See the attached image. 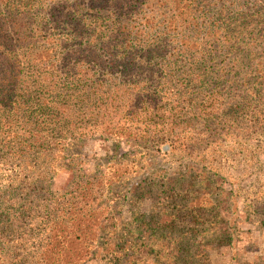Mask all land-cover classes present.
Segmentation results:
<instances>
[{
  "label": "trees",
  "instance_id": "obj_1",
  "mask_svg": "<svg viewBox=\"0 0 264 264\" xmlns=\"http://www.w3.org/2000/svg\"><path fill=\"white\" fill-rule=\"evenodd\" d=\"M178 4L0 0V122L26 127L0 133V162L72 176L60 191L50 178L39 187L0 179V264H186L192 256L245 264L233 257L239 204L264 229V0L203 1L200 17L190 15L193 0ZM248 70L259 78L251 86ZM243 132L258 135L240 163L258 186L248 203L212 167L204 191L182 170L167 186L161 171L162 190L140 181L116 194L112 178L86 168L80 151L98 137L114 151L144 152L145 161L170 160L192 157L199 145L200 163L212 164L221 137ZM100 160L112 165L109 154ZM154 188L160 201L177 195L187 203L177 216L167 203L158 215L143 212Z\"/></svg>",
  "mask_w": 264,
  "mask_h": 264
},
{
  "label": "rangeland",
  "instance_id": "obj_2",
  "mask_svg": "<svg viewBox=\"0 0 264 264\" xmlns=\"http://www.w3.org/2000/svg\"><path fill=\"white\" fill-rule=\"evenodd\" d=\"M173 1H176V4L179 2L181 6L186 5L189 0H168L169 3ZM203 1L207 0H193L194 7H192L193 13L190 14L191 16L200 17V9L203 7ZM249 12L252 13V11ZM248 73H250V75L245 81H247L248 86H251L259 78L256 77L257 74L252 70L251 72L248 70ZM262 76L264 77V75ZM0 124V133H5L6 135H10V137L14 135L16 129H18V131L21 133L22 131L20 130L26 128L21 123L18 125L9 123L11 125H7L3 124V122H0ZM191 127L193 128L194 135L198 137L200 125L195 123ZM188 128L189 127H186V129ZM257 136V134H253L249 138L246 132L239 134L235 133L231 137L222 136L219 153L215 156V158L210 160L212 164L200 163L201 147H199V145L195 147L196 152L194 154H190L192 157L188 156L180 159V157H177L176 155L170 160H161V158H155L151 155L149 159H146L148 162H146L143 158L144 152H140V155L132 153V150L126 145H121L117 151H114L112 142H103L102 140H99L98 137L83 140L80 144V151L86 157V160H88L86 168L92 171L94 168L97 169L96 167L98 165L100 170L106 171L103 176H109L112 178V190L116 188L117 190L113 191L116 194L120 192L122 195L124 191H129L131 187L135 186V184L139 183L140 181L145 183L152 182L156 185L160 180L159 174L161 171L166 172L167 174L163 185L167 186V184H174V182L178 179L180 171L182 170H184V172H182L181 175L190 180V183L192 182L195 185V188L198 190V192L201 190L204 191L208 188L209 183H211V185L213 184L214 175L213 173L209 172L212 167V169L214 168L217 171H221V174L225 177L227 184H231L235 188L239 189V201H245L248 203L250 202L251 197H254V188H257L258 186H254L255 178L249 175L248 171H246V168L240 165V163L246 160L245 156L251 149V141L256 139ZM1 137L2 134H0V139ZM108 154L111 156L112 165H115V163H121V165L116 164V166L112 167V165L110 166V164H106V160H100L101 158L106 159ZM33 155H36V153L34 152ZM219 165L221 166L219 167ZM35 167L38 168V170L36 172L30 173L23 171L21 165L18 166L17 163H14V165H10V163L6 165L0 162V179H8V177L11 176L15 179H20L19 181H36V186L39 187L42 186L44 180L50 178L53 189L60 191L65 189L68 181L72 177L71 173L66 169H56L53 171L51 176V173L47 174L41 165H36ZM108 167H110V169H107ZM16 186L18 190V184H16ZM156 186L159 190L163 189L159 185ZM142 187H145V184H142ZM156 189L157 188L153 189L154 192L151 193L150 198L142 202L143 204L141 205V210L146 213L151 212L155 215H158L159 211L162 210V203H167L166 207L169 209V212L177 216L176 212L179 211H176L175 207H182L187 203L186 200L178 197L177 195L176 197L167 200L161 194L162 197H164V200L160 201V197L158 196L159 190ZM114 193L112 198L117 200L118 203L122 204V196L117 197ZM200 195L201 194H198L197 196ZM126 196L129 197V195ZM197 196L196 198H198ZM203 196L206 197V195ZM107 197L108 194H106L105 200H108ZM210 197L211 196L209 195V198ZM188 202L191 201L188 200ZM185 213L180 212L178 213V216H180L181 219L183 217L184 223L189 225L191 221H189V218L186 217ZM203 214L204 220L211 222L209 213L204 212ZM247 214L248 213L242 211V206L239 204L240 223L238 224V228L242 231V234L239 235L241 243L238 246V253L233 254V257H243L242 260H245V264H264V229L260 227L256 221L251 219V215ZM212 257L218 256L213 255ZM218 259L221 261V258ZM183 260L186 262V264H199V259L197 257H187ZM215 261H217V259H215ZM88 264L103 263L99 261H93ZM182 264H184V262H182Z\"/></svg>",
  "mask_w": 264,
  "mask_h": 264
}]
</instances>
